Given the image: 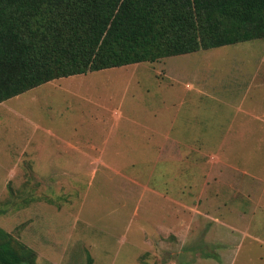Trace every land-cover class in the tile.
<instances>
[{
  "label": "rangeland",
  "instance_id": "rangeland-1",
  "mask_svg": "<svg viewBox=\"0 0 264 264\" xmlns=\"http://www.w3.org/2000/svg\"><path fill=\"white\" fill-rule=\"evenodd\" d=\"M263 78L260 38L60 78L3 101L0 230L33 264H260L257 240L227 227L250 215L249 177L264 175L216 164L264 150V126L243 136L229 127L248 104L264 106ZM121 111L142 126L110 137L137 139L136 151L77 159L60 143L102 150L106 133L90 123ZM172 120L175 154L154 155L157 139L143 138ZM72 166L79 172L66 173Z\"/></svg>",
  "mask_w": 264,
  "mask_h": 264
},
{
  "label": "trees",
  "instance_id": "trees-1",
  "mask_svg": "<svg viewBox=\"0 0 264 264\" xmlns=\"http://www.w3.org/2000/svg\"><path fill=\"white\" fill-rule=\"evenodd\" d=\"M264 38V0H0V103L32 88ZM0 230V264H33Z\"/></svg>",
  "mask_w": 264,
  "mask_h": 264
},
{
  "label": "crops",
  "instance_id": "crops-1",
  "mask_svg": "<svg viewBox=\"0 0 264 264\" xmlns=\"http://www.w3.org/2000/svg\"><path fill=\"white\" fill-rule=\"evenodd\" d=\"M200 51H206V50H200ZM256 77H257V74L254 73V75L252 76V84L255 83ZM259 85L260 87L261 85H264V78L262 81H260ZM241 112H242L241 116L238 117L236 115L234 119L231 121V125H229L230 129L234 131L235 136H243L242 132L249 130L250 127L254 129V127L264 126V106L263 105L260 106L258 104H248L247 109ZM113 113H114V117L112 119H110L109 117L107 119L99 118L98 120H95L94 122L90 123V125L93 126V129L97 130L98 132L100 130V132L102 131L106 133V137H105V141L103 142L102 150L99 151V148L97 145H95L94 140H91L85 144H82L77 141L75 143L76 145H79V144L85 145V146H82L84 147L83 150L86 149L87 151H90L91 152L90 155L87 153H84L83 150L80 149V146L72 145L69 141L60 140V143H64L66 147L70 148L72 151L77 152L79 155L72 156L73 158L75 157L77 159H79L80 157L81 158H84V157L90 158L89 156L94 157L96 152L100 153V155L98 156H103L105 154L104 152H107L108 150V153L107 155H105V158H108L110 160V159H113L119 156L124 157L123 153H125L126 150H118V148H130L136 151V148L138 147L137 139H134L133 142L130 144H126V140L124 138L110 137L111 136L110 134H112L113 131L117 127L126 126V124H130V125L137 126L140 128L142 125L134 119L133 114L130 116H127L125 114L123 115L122 111L121 113L120 112L119 113L113 112ZM104 115L106 114L104 113ZM110 116H111V113H110ZM172 121L173 123H171V121H168L166 123L168 127L165 132H162V130L155 132L154 135L156 136L154 138L151 137L152 138L151 139L147 137H144V138L142 137L143 141H147V142H151L152 140L157 139L153 144V147L155 148V152H156V154L154 155L158 156L159 154H164V153L165 154L168 153V155L175 154L174 143L176 142V140L178 141V138L176 139L175 136L177 135V137H179L180 135L176 134L174 136L171 134V131L174 127V120ZM241 125L248 126V128L242 129ZM183 126L185 127V124H183ZM186 126H189V125H186ZM183 130L185 131V129ZM241 133L242 135H240ZM154 135H151V136H154ZM137 137L138 136L136 137L134 136L132 138H137ZM143 141L142 139H139L140 147L144 143ZM169 143H170V146H169ZM146 145H149V144H146ZM231 155L233 157L239 158L238 157L239 155H233V154ZM56 156H58V154H56ZM58 157H61V155H59ZM222 157L224 156L222 155ZM244 157L246 158V162H234V163L229 162L230 164H227L226 162L218 163V161L216 160L217 161L216 165L217 167L223 166L225 169H230L232 171H246L248 174L250 172L254 173L255 171H257L258 174L264 175V150L256 151V152H248L244 154ZM75 163H78V162L75 161ZM73 167L74 166H72L71 169L67 171L66 173H78L79 172L78 166L76 167V169H73ZM60 173H63V171H60ZM249 179H250V182L247 184V189L250 190L251 194H249V197L247 198H248V203H249L248 212L250 215L247 217L246 213L244 214L242 211L239 212V214L236 217L233 216V221H232L233 224L227 228H229L231 232L240 235V237H247L250 239L257 240V243H254V244H257L258 248H260L261 246L264 248V181L260 180L257 176H252V175L249 177ZM258 244H261V245H258ZM251 260L254 261L253 259ZM258 260L260 264H264V254L260 253L259 251H258Z\"/></svg>",
  "mask_w": 264,
  "mask_h": 264
}]
</instances>
